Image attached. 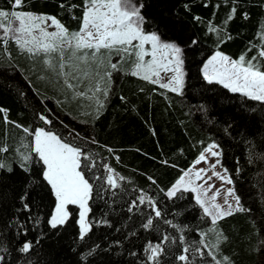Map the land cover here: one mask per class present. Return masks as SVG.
<instances>
[{"label": "trees", "instance_id": "1", "mask_svg": "<svg viewBox=\"0 0 264 264\" xmlns=\"http://www.w3.org/2000/svg\"><path fill=\"white\" fill-rule=\"evenodd\" d=\"M142 2L145 32L155 31L163 41L182 49V94L131 75L127 61L119 64L123 70L105 85L107 97L101 92L91 100L73 98V92L58 82L60 78L43 66V56L33 60L13 42L7 48L0 45V108L7 110L0 113V144L8 148L0 152V159L12 169H0V256L4 257L0 264H154L145 249L149 243H161L165 235L169 240L162 244L159 264H185L178 260L184 246L202 247L201 232L208 233L207 244L215 235L190 191H178L171 198L166 193L212 143L219 145L221 166L227 169L240 205L250 209L217 220L215 228L227 237L217 257L226 256L231 264H261L264 102L208 83L202 67L216 51L233 59L244 53L246 59L258 54L264 46V0ZM82 5L83 0H22L15 8L13 0H0V10L55 17L69 31L80 28ZM259 62L264 70V60ZM89 83L94 86L95 81ZM41 114L52 124L40 121ZM5 115L14 123H6ZM16 125L56 132L95 160L94 168L84 169L93 191L87 202L90 229L83 239L76 208H69L63 225H49L54 194L34 153L28 171L20 166V154L31 150L33 136ZM106 167L124 177L115 190L101 187ZM95 176L102 179L95 180ZM25 194L27 210L21 201ZM141 194H146L142 205L138 202ZM147 197L155 201L161 217H155ZM133 201H137L135 208ZM149 218L151 227H143ZM26 241L32 248L22 252ZM204 252L203 258L187 253L189 264H215L209 250Z\"/></svg>", "mask_w": 264, "mask_h": 264}, {"label": "snow or ice", "instance_id": "2", "mask_svg": "<svg viewBox=\"0 0 264 264\" xmlns=\"http://www.w3.org/2000/svg\"><path fill=\"white\" fill-rule=\"evenodd\" d=\"M17 7L21 6L22 0H13ZM64 7V5H61ZM79 7L71 5L70 8ZM144 4L142 0H83L81 26L76 31H69L55 17L37 15L24 11H4L0 10V44L7 48L11 40L21 53H27L30 58L43 56V64L47 70L52 71L60 81L62 86L73 92V98L95 99L97 93H103L107 97L108 87L114 71H122L120 62L130 61L129 73L139 76L145 81L157 83L160 73H173L166 83H161V88L169 89L173 92L181 93L184 85L182 49L174 42L163 41L158 33L145 32V17L142 15ZM233 13L235 9H232ZM231 18V17H229ZM48 21H51L49 24ZM49 28H54L49 31ZM213 31L216 29L213 28ZM264 39V35H262ZM195 43V41H193ZM145 45H149L148 49ZM251 51V49H249ZM119 57L117 63L112 62V56ZM159 54V55H158ZM246 53L241 54L237 59H232L222 52L215 55L203 66V78L208 83L218 82L229 88L232 92H241L245 96L264 102V70L259 61L264 60V46H261L258 54L246 59ZM150 57L147 61L145 57ZM107 61V63H106ZM105 70L101 73L100 69ZM156 77V79H153ZM43 79V77H41ZM95 81L94 86L85 81ZM84 86L86 90H78ZM91 93V95H89ZM123 99V98H122ZM99 103V102H98ZM102 107V105H99ZM6 109L0 108V113H6ZM39 120L46 125H51L52 121L45 115H39ZM6 123H14L7 120ZM23 132L33 136L30 151L21 153V167L28 171V163L34 153L43 165V179L50 185L57 198L55 214L49 223L52 228L61 226L69 216L68 205H79L80 212V239L84 238L90 225L85 223V214L88 211L87 202L91 198L93 184L85 177L84 169L91 170L96 166L95 160L90 159V154L86 153L80 146L66 141L56 132L39 127L30 131L21 125ZM71 134V133H70ZM219 145L212 143L207 145L200 153L199 157L193 162L192 168L201 162L209 163V153L212 157H219L221 153L213 149ZM8 148L0 144V152H7ZM118 159V158H117ZM166 163V162H165ZM220 164L216 159L211 164V169H215ZM7 168L11 171L3 159H0V169ZM192 168L183 171V174L167 191L168 197H173L178 191H190L195 194L194 200L202 209L204 216L209 217L211 224L215 226L218 219L233 214V211H250L240 205V198L234 195V189L229 188L227 193L233 196L235 206L226 198L224 205L217 204L215 201L220 194L217 189L209 197L208 192L215 188L210 181L213 177L222 180L224 183L231 184L229 176L220 172H212L211 176L207 173L209 169L200 168L192 172ZM107 175L103 177L101 187L103 190H115L120 187L118 181L124 180L122 176L113 175V169L106 167ZM227 173V169H223ZM95 180H101L100 176H95ZM151 179V178H149ZM202 181V183H197ZM154 183V181H153ZM106 185V187H105ZM207 185V187H205ZM202 197H206L204 199ZM26 199V194L21 197V201ZM139 204L146 202V194L138 197ZM147 203L154 212L155 217H161L159 208L155 207V201L147 197ZM137 206V201L132 202V208ZM24 209H28L27 203H23ZM132 209L130 208L129 211ZM171 224V221H166ZM151 218L143 225L145 228L151 227ZM173 227H176L173 225ZM214 233L218 250L219 245L224 242V237L215 227L209 229ZM202 239L199 245L184 246L178 260L189 264L190 251L193 257L197 254L203 258L204 249L209 245L204 243L207 232L200 233ZM169 237L165 235L161 243L153 245L149 243L145 252L147 259L159 264V257L164 253L163 243L168 242ZM181 242L184 241L183 235L180 236ZM174 242V241H173ZM32 248V243L26 241L20 251L28 252ZM208 255L212 256L215 264H231L228 257L218 260L211 251ZM4 257L0 256V261Z\"/></svg>", "mask_w": 264, "mask_h": 264}, {"label": "rangeland", "instance_id": "3", "mask_svg": "<svg viewBox=\"0 0 264 264\" xmlns=\"http://www.w3.org/2000/svg\"><path fill=\"white\" fill-rule=\"evenodd\" d=\"M15 8H19V7H17V6H15ZM13 11H20V10H18V9H15V10H13ZM37 15H39V14H37ZM48 23L50 24L51 23V21H48ZM49 31H53L54 30V28H49L48 29ZM0 34H2V33H0ZM9 42H12L11 40H9ZM1 46H2V44H0ZM17 47V46H16ZM150 46L149 45H145V48L146 49H148ZM216 52H219V51H216ZM216 52H214L207 60H206V62L205 63H207V61L209 60V59H211V57L213 56V55H215V53ZM25 54H27V53H25ZM159 55V54H158ZM226 55V54H225ZM227 56H229V55H227ZM230 57V56H229ZM150 57H148V56H146L145 57V60L147 61L148 59H149ZM230 58H232V57H230ZM31 59H33V60H39V57L38 56H36V57H34V58H31ZM233 59V58H232ZM113 61V60H112ZM114 61H115V63H117L118 61H119V57H117L116 55H114ZM113 61V62H114ZM120 63H122V62H120ZM204 63V64H205ZM43 66H44V64H43ZM204 66V65H203ZM101 69H103V68H101ZM202 70H203V67H202ZM101 71V73H102V70H100ZM115 72H118V71H114L113 72V74L115 73ZM113 74H112V78H113ZM173 75V73H171V72H168L167 74H165L163 71H161V73H160V79H159V81L157 82L159 85L161 84V83H166L167 81H168V78L170 77V76H172ZM202 75H203V71H202ZM46 78V77H45ZM44 78V79H45ZM153 79H156V77H153ZM111 81V80H110ZM88 82H90V81H85V84H88ZM93 83V82H92ZM215 83H218V82H215ZM95 84V83H94ZM218 84H220V85H222L223 87H224V85L223 84H221V83H218ZM228 90H230L229 88H227ZM86 90V89H85ZM231 91V90H230ZM237 93H240V94H242V95H244L243 93H241V92H237ZM33 139H34V137H33ZM214 151H219L220 152V149L219 148H217V149H213ZM205 155H207L208 156V159H209V163H204V162H201L200 164H197V165H195V167L194 168H192V172H195L197 169H200V168H204V169H209V171H208V173H207V175L208 176H211L212 175V172L213 171H215V172H220V173H222L223 175H227L228 176V174L226 173H223V167L221 166V163L219 164V165H217V167L215 168V169H211V164H213V163H215V161H216V159H219L220 160V157H221V155L219 156V157H212L209 153H205ZM197 183H202V181H197ZM210 183L211 184H214L215 185V188H213L210 192H208V196L210 197L212 194H213V192H215L217 189H220V194H219V196L217 197V199H216V203L217 204H220V205H224V201H225V199L227 198L228 199V201L230 202V203H232L234 206H235V200H234V197L233 196H229L228 195V193H227V190L229 189V188H232V189H234L233 188V185H232V183L231 184H228V183H224L222 180H220V179H218V178H216V177H213V179L210 181ZM205 187H207V185H205ZM52 192H53V194H54V198H55V207H56V204H57V198H56V196H55V193H54V191L52 190ZM192 193V192H191ZM192 195H193V197L195 196V194L194 193H192ZM234 195H235V193H234ZM236 196V195H235ZM202 198H204V199H207L206 197H202ZM225 207H226V205H224ZM55 207H54V209H53V212H52V215H51V217L55 214ZM70 207H72V208H76V210H77V224H78V227H79V231H80V212H81V209L79 208V205H68L67 206V211H68V213H69V208ZM87 208H88V206H87ZM88 212V211H87ZM87 212H86V214H85V217H84V219H85V223L87 224ZM234 212H236L235 210L233 211V213ZM51 217H50V219H51ZM69 217V216H68ZM226 217V216H225ZM209 218V217H208ZM224 218V217H223ZM68 219V218H67ZM66 219V220H67ZM209 220H210V218H209ZM219 220V219H218ZM50 221V220H49ZM211 221V220H210ZM49 225H50V223H49ZM213 227H216V225L215 226H213V225H211V227H210V229L211 228H213ZM87 233V232H86ZM208 240H205L204 239V243H206ZM216 244V239L215 240H213V241H211V243H209L208 245H209V248H208V250L209 251H211L212 252V254L213 255H215L216 256V258L218 259V260H220L218 257H217V252L219 251V249L217 250L215 247H214V245ZM220 246V245H219ZM260 262H261V264H264V257H262V258H260Z\"/></svg>", "mask_w": 264, "mask_h": 264}, {"label": "crops", "instance_id": "4", "mask_svg": "<svg viewBox=\"0 0 264 264\" xmlns=\"http://www.w3.org/2000/svg\"><path fill=\"white\" fill-rule=\"evenodd\" d=\"M137 77H139V76H137ZM140 78V77H139ZM153 84H155V85H157V86H159V84L158 83H153ZM167 90H169V89H167ZM169 91H171V90H169ZM173 92V91H172ZM174 93H177V92H174ZM190 168H192V166L190 167ZM167 194V193H166ZM236 212H239V211H236ZM236 212H234V213H236ZM233 213V214H234ZM230 216V215H229ZM227 217V216H226Z\"/></svg>", "mask_w": 264, "mask_h": 264}]
</instances>
